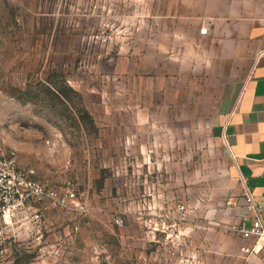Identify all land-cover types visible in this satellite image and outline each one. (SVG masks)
I'll list each match as a JSON object with an SVG mask.
<instances>
[{"label":"rangeland","instance_id":"obj_1","mask_svg":"<svg viewBox=\"0 0 264 264\" xmlns=\"http://www.w3.org/2000/svg\"><path fill=\"white\" fill-rule=\"evenodd\" d=\"M194 8L0 0V150L78 203L8 213L0 264H237L215 246L244 196L220 126L249 61L213 57Z\"/></svg>","mask_w":264,"mask_h":264},{"label":"crops","instance_id":"obj_2","mask_svg":"<svg viewBox=\"0 0 264 264\" xmlns=\"http://www.w3.org/2000/svg\"><path fill=\"white\" fill-rule=\"evenodd\" d=\"M194 4V12L185 18L194 16L196 30L200 26L207 29L213 57L217 53L218 58H226L234 66L241 59L249 61L220 135L243 187L242 195L252 196L264 219V0H194ZM214 37L226 40L215 47L219 41ZM243 197L233 199V205L223 210L230 232L214 233L215 246L217 250L221 246L237 264H264L262 242L243 240L235 231L239 227L249 229L256 215L248 210ZM241 248H254V252ZM194 255L197 257V252Z\"/></svg>","mask_w":264,"mask_h":264},{"label":"built area","instance_id":"obj_3","mask_svg":"<svg viewBox=\"0 0 264 264\" xmlns=\"http://www.w3.org/2000/svg\"><path fill=\"white\" fill-rule=\"evenodd\" d=\"M248 210L256 215L251 220L249 229L239 227L236 233L243 240H254L255 244L262 242L261 249L264 248V219L259 215L260 207L257 206L248 193L244 195ZM49 203L52 206L69 209L77 207L78 203L72 192L66 191L61 195L54 189H47L41 183L30 178V172H24L17 168L12 153L0 150V223L5 220L8 213L18 207H25L29 203ZM232 206L233 202L229 199L226 203ZM177 212H185L184 206H179ZM121 224L120 220H116ZM246 253L254 252V248H241Z\"/></svg>","mask_w":264,"mask_h":264}]
</instances>
